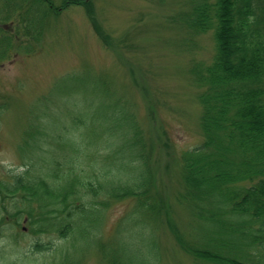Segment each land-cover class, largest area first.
<instances>
[{
    "label": "trees",
    "instance_id": "trees-1",
    "mask_svg": "<svg viewBox=\"0 0 264 264\" xmlns=\"http://www.w3.org/2000/svg\"><path fill=\"white\" fill-rule=\"evenodd\" d=\"M182 2L180 26L192 33L212 30L216 43L210 63L189 69L203 140L177 159L183 182L177 201L188 213L186 228L177 227L173 205L157 188L144 129L114 88L102 103L104 117L94 116L85 94L101 89L81 84L103 81L97 76L57 88L66 94L79 88L89 112L76 113L77 98L66 95L70 118L53 108L41 114L46 117H32L24 130L26 168L12 183L0 181L15 204L17 224L25 213L37 233L56 232L72 244L91 238L102 264H159L164 231L195 264H264V0ZM41 11L50 15L49 7ZM10 38L0 37V58ZM35 164L39 173L31 176ZM129 199L131 208L112 237L97 234L104 210ZM137 232L144 239L136 242Z\"/></svg>",
    "mask_w": 264,
    "mask_h": 264
},
{
    "label": "rangeland",
    "instance_id": "rangeland-1",
    "mask_svg": "<svg viewBox=\"0 0 264 264\" xmlns=\"http://www.w3.org/2000/svg\"><path fill=\"white\" fill-rule=\"evenodd\" d=\"M62 2L0 0V37H11L0 58V181L12 183L14 175L26 168L28 157L20 139L32 117H46L41 114L54 108L65 119V109L72 105L63 100L66 95L77 98L76 113L90 111L79 88L69 94L57 88L71 79L102 77L96 85L90 78L81 84L101 89L85 94L94 104V116L104 117L102 103L113 88L127 102L145 131L157 188L173 205L176 225L184 230L189 216L177 201L183 188L177 159L203 140L198 89L189 69L195 62H211L216 52L212 30L192 33L180 26L182 0H92L87 6L72 4L59 10ZM52 3V15L43 17L41 9ZM38 165L31 176L39 173ZM112 203L97 231L106 240L132 200ZM14 206L11 195L0 188V264H102L93 239L72 244L71 237L56 232L37 233L38 226L25 213L16 223ZM135 236L136 242L144 239L140 232ZM37 243L50 244L43 249ZM162 243L166 250L159 264H195L165 231Z\"/></svg>",
    "mask_w": 264,
    "mask_h": 264
}]
</instances>
